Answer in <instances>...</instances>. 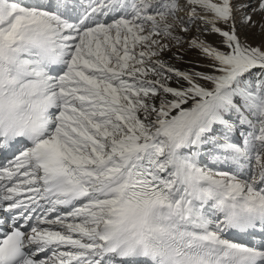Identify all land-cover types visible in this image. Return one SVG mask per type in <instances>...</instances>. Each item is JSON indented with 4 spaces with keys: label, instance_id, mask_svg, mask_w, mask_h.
Segmentation results:
<instances>
[{
    "label": "snow or ice",
    "instance_id": "1",
    "mask_svg": "<svg viewBox=\"0 0 264 264\" xmlns=\"http://www.w3.org/2000/svg\"><path fill=\"white\" fill-rule=\"evenodd\" d=\"M0 264H264V0H0Z\"/></svg>",
    "mask_w": 264,
    "mask_h": 264
}]
</instances>
